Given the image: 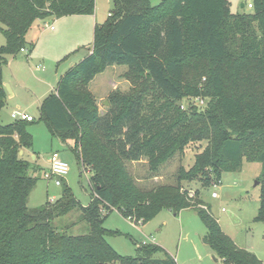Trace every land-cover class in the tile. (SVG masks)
<instances>
[{"label": "trees", "instance_id": "16d2710c", "mask_svg": "<svg viewBox=\"0 0 264 264\" xmlns=\"http://www.w3.org/2000/svg\"><path fill=\"white\" fill-rule=\"evenodd\" d=\"M252 2L251 11L233 12L228 0H113L111 14L95 25L92 52L60 77L40 107L52 136L69 142L80 169L90 172V202L83 205L62 181L56 201L30 208L39 180L38 165L24 154L33 147L31 121L0 123V264H178L167 252L156 257L161 248L154 243H139L136 256L118 253L106 239L117 232L104 221L114 210L144 224L164 209L190 208L224 264H264L224 232L200 188L184 185L198 180L210 188L245 160L261 162L254 220L264 222V0ZM95 7L96 0H0L6 38L0 112L7 97L4 65L8 56L34 49L27 39L34 22L94 14ZM113 65L127 66L132 88L113 92L101 111L88 86ZM197 97L206 105L187 101ZM203 142L193 164L177 169L176 183L146 187L132 173V163L145 159V177L152 179L176 154ZM75 214L88 232L71 234L56 224Z\"/></svg>", "mask_w": 264, "mask_h": 264}, {"label": "rangeland", "instance_id": "374dc122", "mask_svg": "<svg viewBox=\"0 0 264 264\" xmlns=\"http://www.w3.org/2000/svg\"><path fill=\"white\" fill-rule=\"evenodd\" d=\"M158 1L153 0L154 3ZM228 1L233 12L243 9L251 11L253 8L250 0ZM243 3L246 4L244 7ZM112 8L113 0H96L94 14H85L90 15L89 17L66 15L36 20L35 24L43 26L47 22L48 25H54L55 30L41 27L40 31L45 33L39 48L22 51L12 64L8 62L4 65L3 72L13 93L8 95L7 102L0 112V123H10L18 119L14 115L16 110L28 111L35 116V121L28 123V130L33 135V147L25 153L28 160L40 165L35 173L39 180L28 199L30 208L41 206L47 201L54 202L61 195L62 185H56L55 178L45 177V172L49 171L50 167L48 156L55 149L60 151L62 158L70 166L69 173L63 181L68 183L82 204L90 202L93 192L89 184L90 172L80 169L71 148L62 145L52 136L47 122L40 119V104L49 94L47 90L51 85L57 84L58 76L67 69L70 60L77 61L80 55L87 51V47L91 46L96 23H103ZM5 42V35L0 30V45ZM126 70V65L110 66L89 83V90L96 98L101 111H105L111 104L109 97L113 92L131 91L132 83L125 76ZM187 101L195 104L193 98ZM187 101L184 100L182 104L186 106ZM205 144L194 143L183 155L176 154L163 164L159 175L152 179L145 177L149 171L146 162L132 163V173L140 179V184L146 187H151L149 184L156 182L176 183L175 173L179 166L189 168L194 162L195 154L201 151ZM34 154L37 155L36 160L33 158ZM261 173V162L245 160L241 170L225 172L221 181L210 188H202L198 180L184 182V185L194 189L200 188L203 200L210 206V211L218 219L224 232L242 247L253 251L264 263V222L254 220L260 206ZM143 177L145 179L141 180ZM214 191L219 197L212 196ZM56 224L68 227L71 234L89 231L87 222L79 220L76 214L73 217L56 219ZM104 226L117 232L114 235H107L106 239L122 255H138L139 243L144 240L148 242L146 244L154 243L161 248L155 254L156 257L163 258L167 252L178 264H224L206 242V226L198 213L191 208L183 209L178 214L164 209L144 224L132 222L114 210L105 219Z\"/></svg>", "mask_w": 264, "mask_h": 264}, {"label": "crops", "instance_id": "0c3cea01", "mask_svg": "<svg viewBox=\"0 0 264 264\" xmlns=\"http://www.w3.org/2000/svg\"><path fill=\"white\" fill-rule=\"evenodd\" d=\"M78 17H89L90 15H85V14H80V15H77ZM40 20H44V19H40ZM36 23V21L34 22V24H33V26H32V28L29 30V32L27 33V39H28V41H32V42H35V40H36V42H35V47H34V49H38L39 48V46H40V44H41V42H42V39H43V37H44V33L45 32H41L42 31V29H44V28H47V29H49V30H52V31H54L55 30V26H54V28L52 29V28H50V26L52 25V24H49L48 25V23L46 22L43 26H40V24H35ZM97 24V23H96ZM41 27H42V29H41ZM36 29V30H34V29ZM33 29V31L31 32V30ZM41 30V31H40ZM36 31V32H35ZM31 32V33H30ZM41 32V33H40ZM92 50H93V43L91 44V46H88L87 47V51H85L84 53H82L81 55H80V58L77 60V61H73V60H70V62L68 63V66H67V69L63 72V73H61L59 76H58V81L60 80V77L66 72V71H68L72 66H74L76 63H78L79 61H81L85 56H87L88 54H90L91 52H92ZM23 52H27L28 51V49L26 48V49H24V50H22ZM21 51V52H22ZM37 52V51H36ZM28 55L29 54H27V57H28ZM18 55H16V56H13V55H11V56H8V58H7V63L9 62V63H13V61H14V59L17 57ZM67 57V56H66ZM3 78H4V83H5V85L6 84H8L9 86H10V84L9 83H7L8 82V79L6 78V76H5V73L3 72ZM96 78V77H95ZM94 78V79H95ZM93 79V80H94ZM92 80V81H93ZM58 81H57V84H58ZM57 84H53V85H51V87L47 90V92H49V93H51V92H53V91H55L56 90V87H57ZM10 88H11V86H10ZM11 91H12V89H11ZM13 92H11V93H9L8 91H7V97H6V102H7V98H8V95L10 94H12ZM42 103V102H41ZM40 107H41V104H40ZM17 111V110H16ZM20 112H25V113H28V114H30V115H32L33 117H34V120L33 121H31V122H34L35 121V116L32 114V113H29L28 111H20ZM30 122V123H31ZM55 139H57L62 145H66V146H68V147H70L71 146V144L69 143V142H64V141H62L60 138H55ZM71 148V147H70ZM23 151V150H22ZM28 151H29V149H28ZM53 151H59L58 149H55V150H52L51 151V153L53 152ZM24 152V151H23ZM60 152V151H59ZM26 153V150H25V152H24V154ZM51 153L49 154V156H48V163H49V165H50V155H51ZM23 154V153H22ZM33 158L36 160L37 159V155H35L34 154V156H33ZM35 162V161H34ZM139 162H146V160L145 159H143V160H140V161H137V162H133V163H139ZM35 164H37L36 162H35ZM38 165V167H40V165L39 164H37ZM84 205V204H83ZM87 205V204H86ZM220 223V222H219ZM221 225V224H220ZM233 238V237H232ZM238 244V243H237ZM240 247H242V245H240V244H238ZM243 248H246L247 249V247H244L243 246ZM260 258V257H259Z\"/></svg>", "mask_w": 264, "mask_h": 264}, {"label": "built area", "instance_id": "2783aa9c", "mask_svg": "<svg viewBox=\"0 0 264 264\" xmlns=\"http://www.w3.org/2000/svg\"><path fill=\"white\" fill-rule=\"evenodd\" d=\"M251 3L253 4L252 0H250ZM246 5V4H245ZM111 12H109V15ZM50 28H54L53 25L50 26ZM24 50V49H22ZM195 104L202 107L206 105V100L202 97H197L195 99ZM182 108L184 105L181 106ZM14 115L17 116L18 119H23V120H28V121H33L34 117L28 113L25 112H19L15 111ZM70 166L66 160H64L60 154L59 151H53L50 155V167L49 171L45 172V177L46 178H55V183L56 185H62L63 179L66 177V175L69 173ZM213 197H219L217 192L212 193ZM142 243H148L145 242L144 240L141 241ZM141 243V244H142Z\"/></svg>", "mask_w": 264, "mask_h": 264}, {"label": "water", "instance_id": "95a60500", "mask_svg": "<svg viewBox=\"0 0 264 264\" xmlns=\"http://www.w3.org/2000/svg\"><path fill=\"white\" fill-rule=\"evenodd\" d=\"M244 6H245V4L243 3V4H242V7H244ZM5 87H6V90H7L8 92H10V93L12 92V91H11V88H10V86H9L8 84H6ZM22 153H23V151L21 150V154H22Z\"/></svg>", "mask_w": 264, "mask_h": 264}]
</instances>
